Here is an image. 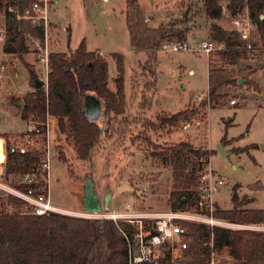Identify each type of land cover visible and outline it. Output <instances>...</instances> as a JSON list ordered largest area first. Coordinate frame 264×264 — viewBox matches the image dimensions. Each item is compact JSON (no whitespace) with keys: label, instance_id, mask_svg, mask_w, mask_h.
Returning <instances> with one entry per match:
<instances>
[{"label":"rangeland","instance_id":"obj_1","mask_svg":"<svg viewBox=\"0 0 264 264\" xmlns=\"http://www.w3.org/2000/svg\"><path fill=\"white\" fill-rule=\"evenodd\" d=\"M47 1L49 27L44 45L47 44L48 53H68L84 39L88 50L95 51L106 60L107 85L111 90L115 89L114 78L117 75L113 53L122 54L124 63L125 111L115 116L101 99L100 117L96 122L103 141L87 160H80L51 118L47 120L46 141L37 138L38 143L30 146L19 140L17 133L27 131L28 123L15 110L7 109L5 100L31 90L30 74L20 59L2 52L0 43V66L8 75L4 80L0 78V133L13 134L8 145L42 148L45 153H50L49 194L54 204L67 210L63 214L92 218L82 210L83 185L87 176L93 179L101 201L110 194L103 214L122 212L125 203L134 205L136 212L170 209L167 202L172 189V170L170 167L153 166L146 145L140 139L143 134L158 144L189 141L195 146L213 150L208 166L224 180L213 193L214 206L230 208L236 192L235 198L243 201L244 208L264 209V147L260 146L264 143V57L256 58L247 52L237 64L232 65L236 69L254 72L256 75L251 74L250 77L256 82V88L242 83L232 88L225 87L221 92L226 96L217 107L211 105L201 109L189 123L153 132L141 123L143 119L156 121L165 114L197 108L206 97L210 65L228 66L221 61L219 51L206 54L200 50L202 40L217 43L210 27L205 24L204 14L200 13L202 0H138L150 27L174 22L185 29L180 37L163 39L185 41L189 46L182 51L162 50L158 47L162 39L159 40L154 64L155 86H151L153 78L150 73L143 69L146 53L133 50L130 45L125 22L126 0ZM216 23L224 29H231L228 16L216 20ZM3 25L0 15V27ZM257 32L255 28L252 35L254 43L258 42ZM26 38L31 53L25 58L34 65L39 78L46 81L44 67L39 62L43 52L37 49L34 39ZM87 93L93 92L84 90L83 97ZM201 95L203 97L199 100L197 96ZM231 99H235L236 104H230ZM134 118L139 120L134 121ZM220 144L228 154H220ZM18 180L19 175H9L5 176L4 183L15 187ZM258 183L262 188H256ZM122 185L131 186L139 193L118 192L117 188ZM9 195L8 191L0 188L1 197L6 199ZM192 209L199 212L196 205L188 208ZM8 210L7 204L4 211ZM252 228L264 230V225ZM221 258L229 260L226 253L214 255L213 260Z\"/></svg>","mask_w":264,"mask_h":264},{"label":"trees","instance_id":"obj_2","mask_svg":"<svg viewBox=\"0 0 264 264\" xmlns=\"http://www.w3.org/2000/svg\"><path fill=\"white\" fill-rule=\"evenodd\" d=\"M33 0H0V15L3 17L5 39L2 50L15 55L26 66L31 86L36 74L25 53L28 51L27 36L44 44V24H33L29 19H17L9 7L22 12ZM125 22L133 50L146 53L144 70L153 78L157 59V44L164 37H180L185 29L169 22L157 27L149 26L138 0H126ZM247 9L264 44V0H202L200 13L210 27L213 39L224 45L219 51L220 59L231 66L210 65L207 75L206 97L197 108H185L176 113L160 116L156 121L143 119L141 123L153 132L189 123L201 109L217 107L226 96L225 87L238 86V79L246 87H257L251 72L232 67L242 55L247 54L246 41L231 29L216 23L225 17ZM117 75L114 90L107 85L108 64L106 60L90 51L82 39L76 49L68 53L51 51L48 54V73L45 86L27 92L22 98L10 96L8 105L19 110L24 120L36 124L38 133L17 134L24 141L26 134L46 141L48 118L54 119L60 134L65 135L72 145L75 156L87 160L94 149L103 141V134L96 121L89 119L84 110V90L92 91L102 99L115 116L125 111L124 63L120 53H113ZM22 102V105L20 104ZM134 121L139 118H134ZM228 126V124H225ZM6 140V176L34 171L46 155L42 148H20L8 145ZM139 137V136H138ZM150 154L153 166L171 168L172 189L169 191L168 206L172 210H187L196 205L199 193V177L202 166L207 164L213 150L195 146L189 141L158 144L149 135L140 137ZM250 147V146H249ZM248 147V148H249ZM23 149V150H22ZM246 150V149H245ZM244 151V150H243ZM63 159L66 162L65 158ZM257 189L262 188L258 183ZM26 190L23 184L15 185ZM251 188H255L251 186ZM22 200L12 195L0 196V264H130L128 239L134 228L123 221L114 222L107 218H87L52 213L49 216H25L4 211L8 204L19 205ZM243 201L233 196L230 208L215 206L212 217L233 226L209 225L180 221L190 240L182 259L162 264H264V230L252 226L264 225V209L244 208ZM126 235V236H125ZM226 253L229 260H213L214 255ZM149 264V263H138Z\"/></svg>","mask_w":264,"mask_h":264},{"label":"built area","instance_id":"obj_3","mask_svg":"<svg viewBox=\"0 0 264 264\" xmlns=\"http://www.w3.org/2000/svg\"><path fill=\"white\" fill-rule=\"evenodd\" d=\"M221 2L224 3L226 0H221ZM9 10L16 13L17 19H29L33 24L43 22L44 40L46 42L49 27L47 0H33L31 5L24 8L22 12H18L12 7H9ZM223 10L225 16L230 18L231 30L237 32L240 38L246 41L245 49L251 52L252 56L256 58L264 57V44L259 32H257L258 42L254 43L252 41L253 30L256 26L252 23L247 9L237 13L235 16H230L225 9ZM4 39L5 31L0 27V42H3ZM34 42L37 49L43 52L39 56V62L44 67V73L47 75L49 54L47 44L41 45L37 40H34ZM158 47L162 50L170 51L189 49L187 42L174 39H162ZM222 49H224L222 43H214L208 40H202L200 43V50L206 54ZM0 78H3L1 70ZM202 97L203 95L197 96L199 100ZM230 104H236V100L231 99ZM27 122L28 132H39L33 121L28 120ZM37 137L35 138V136L32 137L26 134L24 142L33 146L38 143ZM5 152L6 150L3 144L4 156L0 162V188L22 200V203L19 205L9 204L7 213L25 216H49L52 213L63 214L67 212V210L54 204L49 194L50 153H45V159L40 162L36 170L19 175V180L16 182V185L23 184L27 186L26 190H20L16 186L9 187L4 183L6 176ZM218 177L219 174L214 171L212 172L208 163L202 166L198 187L199 198L196 203V207L202 213L193 212L195 209L136 212L134 205L125 203L122 212L112 211L109 214H100L97 217L111 219L115 223L123 221L134 228V232L131 233L129 238L125 235L128 239L127 253L130 264H162L164 262H175L184 257L187 244L190 240L188 232L180 224V221L232 226V224L215 219L211 215L215 208L213 193L224 183V180Z\"/></svg>","mask_w":264,"mask_h":264},{"label":"water","instance_id":"obj_4","mask_svg":"<svg viewBox=\"0 0 264 264\" xmlns=\"http://www.w3.org/2000/svg\"><path fill=\"white\" fill-rule=\"evenodd\" d=\"M46 83L45 80L39 78L37 73L35 74L34 77V83H33V88L37 89L41 86H44ZM242 81L238 79V84H241ZM22 104V102L20 103ZM83 106L85 110L86 116L93 120L96 121L100 117V112H101V106H102V101L100 98L95 96L92 93H87L83 97ZM261 147H264V143L260 144ZM218 150L222 156L225 154H228L224 148L223 145L220 144L218 146ZM118 192L126 191V192H136L137 190L131 186H119L117 188ZM139 193V191H137ZM108 197L110 194H107ZM234 196H236V192L234 193ZM108 206V199L104 198L101 201V198L99 194L96 192L94 189V181L90 176H87L83 185V195H82V210L86 212L89 216L92 218H98L100 214H103V210L106 209Z\"/></svg>","mask_w":264,"mask_h":264},{"label":"crops","instance_id":"obj_5","mask_svg":"<svg viewBox=\"0 0 264 264\" xmlns=\"http://www.w3.org/2000/svg\"><path fill=\"white\" fill-rule=\"evenodd\" d=\"M34 41V40H33ZM1 43V50H2V42H0ZM30 50H28L26 53H25V55L26 54H29V53H31V52H29ZM2 52H3V50H2ZM4 53V52H3ZM4 54H6V53H4ZM6 55H10V56H13V57H16L15 55H11V54H6ZM24 55V56H25ZM218 55L220 56V54L218 53ZM17 58V57H16ZM221 61L223 62V63H225V64H227L226 63V61H224V60H222L221 59ZM229 66V65H228ZM0 70H1V72H2V74H3V78L1 79V80H4V78H6V77H8V75L6 74V72H5V69H4V67L3 66H0ZM37 71V70H36ZM251 70H249V72H250ZM252 72V71H251ZM37 73V72H36ZM254 72H252L251 74H253ZM207 75H208V73H207ZM254 75H256V74H253V76ZM46 76V81H47V75H45ZM0 80V81H1ZM31 85V84H30ZM45 85H46V83H45ZM44 85V86H45ZM34 88H33V85L31 86V90H29V91H32ZM25 94H21V95H11V96H15V97H19V98H22L23 96H24ZM9 97V96H8ZM7 100H8V98H6V100H5V106H6V108L7 109H10V110H15L16 112H17V115L18 116H20V112H19V110L18 109H16L15 107H11V106H9L8 105V102H7ZM20 118H21V116H20ZM22 119V118H21ZM24 120V119H23ZM26 122L28 121V120H25ZM28 123V122H27ZM230 125V124H229ZM26 132V131H25ZM3 134H7V133H0V138H2L4 141H6L5 140V138L4 137H2V135ZM17 134H19V133H17ZM13 134H9V138L10 137H14V136H12ZM3 143H5V142H3ZM209 165H210V163H209ZM211 166V165H210ZM107 199H108V195H107ZM110 199V198H109ZM109 199H108V201H109ZM124 206V205H123Z\"/></svg>","mask_w":264,"mask_h":264},{"label":"bare ground","instance_id":"obj_6","mask_svg":"<svg viewBox=\"0 0 264 264\" xmlns=\"http://www.w3.org/2000/svg\"><path fill=\"white\" fill-rule=\"evenodd\" d=\"M3 142H4V140L2 138H0V162L3 160V156H4V153H3Z\"/></svg>","mask_w":264,"mask_h":264}]
</instances>
